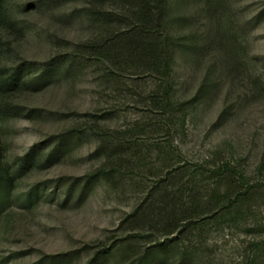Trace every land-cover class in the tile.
Masks as SVG:
<instances>
[{
  "label": "rangeland",
  "instance_id": "rangeland-1",
  "mask_svg": "<svg viewBox=\"0 0 264 264\" xmlns=\"http://www.w3.org/2000/svg\"><path fill=\"white\" fill-rule=\"evenodd\" d=\"M11 9L25 33L14 41L10 64L27 59L39 67L99 33L82 0H12ZM168 22L182 44L174 96L198 101L173 137L150 107L154 81L136 72L108 78L110 65L82 64L46 89L24 91L14 99L22 116L0 118L13 170L35 144L79 131L64 157L48 165L43 158L15 182L1 207L0 264H87L103 246L114 249L109 264H137L146 248L173 239L179 241L173 264H264V248L255 246L264 241V0H170ZM129 136L137 148L121 153L119 145L113 153ZM162 142L182 150L179 162L163 165L153 150ZM228 158L262 186L241 212L171 236L155 222L125 223L171 167ZM91 177L94 188L80 198L73 185ZM183 190L186 197L200 193L193 185ZM197 248L201 258L191 260Z\"/></svg>",
  "mask_w": 264,
  "mask_h": 264
},
{
  "label": "trees",
  "instance_id": "trees-1",
  "mask_svg": "<svg viewBox=\"0 0 264 264\" xmlns=\"http://www.w3.org/2000/svg\"><path fill=\"white\" fill-rule=\"evenodd\" d=\"M11 2L0 0L1 119L22 116L24 108L14 100L20 93L39 92L61 80L65 72L80 68L82 64H94L110 65L111 71H106V76L111 79L136 72L154 81L155 86L148 95L153 113L163 118L165 128L172 137L184 129L187 112L198 101L177 100L174 96L175 61L182 44L169 32L170 0H82L86 7L85 17L99 29V33L78 44L73 53H59L41 62L39 67L37 62L27 59L15 60L12 64L8 62L14 41L20 40L25 33L24 25L13 14ZM30 8L31 5H28L25 10ZM35 111L30 110V113ZM145 128L148 130V127ZM77 132H63L35 144L18 159L14 170L5 160L0 138V213L17 179L25 176L43 158L44 165H48L64 157L72 149ZM52 145L46 155L45 152ZM117 146L121 153H131L138 144L133 136H129L114 147L113 153ZM103 148L105 152V145L99 150ZM153 150L157 151L163 165L172 166L183 156L182 150L173 142L157 143ZM99 173L104 175L103 172ZM94 180L95 177H91L86 184L80 180L73 185L80 186V198L92 191ZM186 184L193 185L196 193H200L186 197L183 190ZM261 188L249 178L245 167L232 158L209 166L185 165L176 170L171 167L166 176L151 187L139 206L128 214L125 223L136 227L155 222L168 236L177 231L182 234L189 229L199 231L211 220L241 212L249 196ZM135 238L132 236L130 243ZM178 244V239H173L151 245L140 255L137 264H173L172 258ZM255 246L264 248V241L255 243ZM113 252V248L103 246L87 264H109ZM200 253L197 248L189 258L200 259Z\"/></svg>",
  "mask_w": 264,
  "mask_h": 264
}]
</instances>
